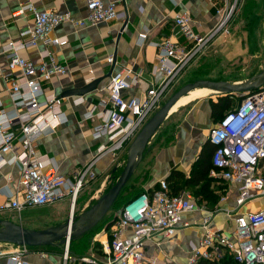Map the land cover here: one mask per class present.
Instances as JSON below:
<instances>
[{"label": "built area", "instance_id": "1", "mask_svg": "<svg viewBox=\"0 0 264 264\" xmlns=\"http://www.w3.org/2000/svg\"><path fill=\"white\" fill-rule=\"evenodd\" d=\"M117 2L86 0V16L82 19H75L70 12L38 10L31 5L22 7L21 11H34V25L3 48L8 57L4 78L11 83L12 109L6 110L0 99V169L10 163L18 164L19 188L0 204V212L21 213L26 208L51 205L68 198L72 217L81 191L97 179L96 162L104 155H111L117 161L119 154L163 105L182 71L219 33L227 31L236 9V3L224 0L216 9L214 29L204 35L195 31L189 14L178 13L174 22L187 44L171 38L157 44V64L153 69L156 80L143 98L126 95L140 80L133 70H114L107 86L105 112L100 115L102 121L92 130L95 139H105V142L100 143L92 161L74 170L72 176L65 175L52 157L37 154L36 147L40 136L56 132L68 120L63 109L64 99L47 93L42 83L67 73L69 68L49 49L42 53L40 63L23 57L21 51L40 43L68 44L67 37L51 36L54 29L67 21L82 28L112 19L125 20L127 14L118 9ZM147 35L141 33L140 39L143 41ZM107 62L116 65L115 56H108ZM85 116L89 119L94 113L88 111ZM209 140L215 146L209 176L229 186L234 193L233 207L209 210L207 203L189 191L172 193L169 182L163 179L158 188L133 196L119 210L114 225L104 238L98 239L101 260L72 253L68 242L61 247L62 264H200L220 261L226 255L232 256L236 264H264V208L242 211L245 205L264 198V86L246 92L212 127ZM7 153H13L9 160L4 157ZM111 178L108 173L104 182ZM193 213H202L197 223L186 219ZM221 213L229 220L227 226L216 223V216ZM193 226L201 228V237L196 243L191 242L185 262L177 263L163 251V246L179 230ZM150 243L163 258L150 254ZM8 245L9 249L0 250V257L8 256L10 264H29L27 256L33 249L41 248Z\"/></svg>", "mask_w": 264, "mask_h": 264}, {"label": "crops", "instance_id": "2", "mask_svg": "<svg viewBox=\"0 0 264 264\" xmlns=\"http://www.w3.org/2000/svg\"><path fill=\"white\" fill-rule=\"evenodd\" d=\"M105 1H118V9L124 10L127 18L125 20L112 19L82 28L67 21L54 29L51 36L67 37L68 44L40 43L35 48L21 51L23 57L40 63L42 53L49 49L60 63L69 68L67 73L56 75L52 80L42 83L47 93L64 99L63 109L68 120L58 127L56 132L40 136L36 147L37 154L52 157L59 165L61 173L69 176L74 170L92 161L98 154L100 143L105 142V139H95L92 130L102 121L100 115L105 112L104 101L108 100L107 86L112 72L119 68L133 70L140 80L137 86L126 91V95L143 98L156 80L153 69L157 64L159 51L157 44L166 38L187 44L186 38L175 25V16L182 12L189 14L193 19L195 31L204 35L214 29L217 22L216 9L224 2V0ZM243 4L244 2L240 6L241 9L249 13L264 10L263 0H247ZM26 5H31L38 10L70 12L75 19H82L86 16V0H0V99L6 110H11L13 103L9 94L11 83L4 78V73L8 71V57L3 48L11 41L19 39L22 32L34 25V11L32 9L21 11ZM230 30H232L231 25L227 27V31L219 33L214 38V42L218 44L216 46L226 50V53L229 51V56H234L235 52L230 49L233 46L237 49L238 41L230 43L231 40H228ZM141 33L148 34L143 41L140 39ZM239 46L240 53L246 49H244L243 41ZM110 55L115 56L116 65L107 62V57ZM243 80L245 78L230 82L240 83ZM75 89H81V92L66 95ZM205 97L207 96H198L185 106L179 103L171 111L160 127L161 131H164L160 143L158 145L155 143L156 135L151 139L152 143L148 145L149 150L128 183L129 185L134 183L136 189L152 191L159 187L160 180L165 179L169 182L171 192L189 191L208 205L209 197H206L204 193L208 194L214 190L213 184L216 179L211 178L208 172L205 181L198 184L188 181L195 174H199L203 166L202 163L200 165L202 160L206 159V164L211 163V156L214 152L210 144L209 133L218 121L213 118L211 104L199 100ZM88 111H93L92 118H86L85 114ZM17 150H20L19 147ZM12 156L13 153L4 155L7 160ZM126 159V149L119 154L117 161H114L111 155H104L100 158L95 167L97 179L81 191L82 196L89 188L97 184L99 178L105 179L106 175L112 173L117 166L121 169ZM209 168H212L211 164ZM196 169L197 173H194ZM19 176L20 166L18 164L10 163L0 169V204L9 195L18 192ZM111 179L107 182L102 181V184L95 190L97 193L85 200L87 203L84 207L91 203L88 202L89 200L93 201L98 194L104 193ZM224 205L233 207L234 199ZM46 206L49 205L37 208ZM262 208H264V198L245 205L242 211H258ZM201 216L202 213H193L187 215L186 219L197 223ZM5 217L4 214L0 215L1 219H6ZM215 220L218 225L227 226L229 224L225 213L217 215ZM201 233L199 226L181 229L173 239L164 244L163 251L175 262L184 263L191 242L199 241ZM5 249H9L8 243H0V250ZM38 251L46 254L41 255ZM61 252V247H41L39 250L33 249L32 253L27 256V260L29 264H62ZM149 252L161 258L164 256L162 253L155 252L153 243H150ZM0 264H10L8 256L0 257Z\"/></svg>", "mask_w": 264, "mask_h": 264}, {"label": "rangeland", "instance_id": "3", "mask_svg": "<svg viewBox=\"0 0 264 264\" xmlns=\"http://www.w3.org/2000/svg\"><path fill=\"white\" fill-rule=\"evenodd\" d=\"M247 0H231L232 4L236 3V9L230 18L231 29L228 34V40L230 43L238 41V48L234 46L230 49L235 52L234 56H229V51L227 53L216 46L214 40L210 42L207 47L204 48L198 55L190 62V64L182 71L178 79L170 89L168 97L180 89L182 86L189 82H193L198 79H213V80H227V81H237L245 78H249L264 69V10L260 9L259 12L249 13L247 10L241 9V4L246 3ZM243 4V5H244ZM244 45L243 52H239L240 43ZM236 51H238L236 53ZM245 51V52H244ZM244 81V80H243ZM207 97L199 99L201 101L210 103L216 102L218 98ZM240 94H234L235 103H237ZM202 97V96H200ZM160 130V131H159ZM155 134L156 144L160 143V138L164 134L161 129H159ZM133 141V140H132ZM131 141V142H132ZM130 142V143H131ZM129 143V145H130ZM152 143V140L151 142ZM154 143V144H155ZM128 145V147H129ZM151 145V144H150ZM127 153V149H126ZM104 182V178H99L97 184L92 186L85 192L82 196L79 195L77 200L76 209L74 215L81 213L88 209L97 199H99L111 185L114 183L115 179H111L110 183L105 187L104 193L98 194V197L84 207L87 203L85 200L90 196L97 193L95 191L98 186ZM99 184V185H98ZM212 196L209 197V203L207 205L209 210H216L217 208H230L225 207V203L234 199V193L231 192L229 186L221 180H216L213 184ZM136 189H131L128 192L134 193ZM13 211L0 212V215H5L6 219L12 220L18 224H21L28 228L33 229H44L51 226H57L66 222V220L71 215L70 210V200L67 198L63 201H59L55 204H51L44 208L30 207L26 208L20 212L14 213ZM116 212L119 211L111 209L106 217L91 231L85 234V239L87 240L88 248L85 254L90 257H96L102 259L101 244L99 243V238H104L108 230L111 229L109 224L114 220ZM81 245L78 244V246ZM47 248L52 246H45Z\"/></svg>", "mask_w": 264, "mask_h": 264}, {"label": "water", "instance_id": "4", "mask_svg": "<svg viewBox=\"0 0 264 264\" xmlns=\"http://www.w3.org/2000/svg\"><path fill=\"white\" fill-rule=\"evenodd\" d=\"M262 86H264V69L241 83L227 80L198 79L185 84L163 103L139 131L127 148V159L124 166L121 169L119 166L115 167L111 173L112 178L115 179L114 183L88 209L70 216L63 224L44 229L28 228L12 220L0 218V243L29 247H62L68 242L71 243L72 240L79 239L96 227L112 209L148 152L151 139L182 96L196 88L211 89L213 92L211 98H220L229 94L243 96L246 92L259 89ZM79 92L81 89H75L66 95ZM117 172H119V176L116 178Z\"/></svg>", "mask_w": 264, "mask_h": 264}, {"label": "trees", "instance_id": "5", "mask_svg": "<svg viewBox=\"0 0 264 264\" xmlns=\"http://www.w3.org/2000/svg\"><path fill=\"white\" fill-rule=\"evenodd\" d=\"M235 97H234V94H229V95H226V96H222L220 98H218V100L216 102H211V107H212V115H213V118L216 119L218 122L224 117V115L229 111L231 110L232 108H234V106L241 101L242 99V96H239V99L237 101V103H235ZM210 144L212 145L211 147H213L214 151H215V146L210 142ZM214 153V152H213ZM213 156V154H212ZM212 156H211V163H207L206 164V159L202 160L200 162V165L201 163L203 164L201 170L198 172L199 174H195L194 176H192V179L190 178L188 181L189 182H194V183H200L202 181H205L206 180V174H208V172L210 171L211 168L210 167V164H211V167H212ZM210 160V158H209ZM199 168V169H200ZM198 169V170H199ZM197 173V169L196 171H194V173ZM116 178L119 176V172H117L116 174ZM206 185V184H205ZM135 184H131V185H127L126 188L123 190V192L121 193V195L119 196V198L117 199V201L115 202V204L113 205V209L119 211L125 204L126 202L132 198L133 196H136L138 194H140L141 192V189H136V187H134ZM206 187L207 189H209L207 186H204ZM131 189H136V191L133 193H129L128 191L131 190ZM201 191H204V190H201ZM181 191L179 192H172L174 194H177V193H180ZM205 192V191H204ZM206 197H210L212 196V193H208V194H205ZM118 213L116 212V215L114 217V220L109 224V227H112L118 217L117 215ZM85 236V235H84ZM82 236L80 237L79 239L77 240H72L71 243H70V250L72 253L76 254V255H86L85 254V251H87V248H88V244H87V240L85 239V237ZM78 246V244H80ZM200 264H236L234 262V259L232 258V256H229V255H226L222 260L220 261H201Z\"/></svg>", "mask_w": 264, "mask_h": 264}, {"label": "bare ground", "instance_id": "6", "mask_svg": "<svg viewBox=\"0 0 264 264\" xmlns=\"http://www.w3.org/2000/svg\"><path fill=\"white\" fill-rule=\"evenodd\" d=\"M212 93H213L212 90L208 89V88H196V89L190 91L187 95L182 96L179 99V101L174 105V107L172 108V111L179 105V103H180V105L185 106L190 101L197 99L198 96L207 95V94H209V96H211Z\"/></svg>", "mask_w": 264, "mask_h": 264}]
</instances>
